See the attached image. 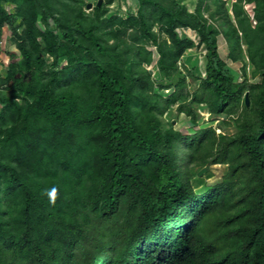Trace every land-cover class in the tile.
Wrapping results in <instances>:
<instances>
[{
  "label": "trees",
  "instance_id": "obj_1",
  "mask_svg": "<svg viewBox=\"0 0 264 264\" xmlns=\"http://www.w3.org/2000/svg\"><path fill=\"white\" fill-rule=\"evenodd\" d=\"M91 1L0 0V264H264V0Z\"/></svg>",
  "mask_w": 264,
  "mask_h": 264
},
{
  "label": "rangeland",
  "instance_id": "obj_2",
  "mask_svg": "<svg viewBox=\"0 0 264 264\" xmlns=\"http://www.w3.org/2000/svg\"><path fill=\"white\" fill-rule=\"evenodd\" d=\"M184 2V6L187 7L190 11H193L195 6L197 5V3L199 2V0H183ZM94 2V0H93ZM206 2V1H205ZM138 8V1L137 0H115L112 4H111V10L113 11V15L118 16L122 19H126L128 14H132V13H136ZM246 9L251 10L252 6L250 5V7H248V5L245 6ZM89 8L86 7V10H88ZM147 7L143 8L142 11L144 12V10H146ZM205 17H207V14H205ZM158 21V20H157ZM162 26L160 24H155L154 29L156 31L159 32H164L163 30H158L159 28H161ZM178 33H180L182 31V29L177 30ZM186 34H188L189 36L193 37L194 33H192L190 30L185 29L184 30ZM7 30L4 29V32L1 35L0 38V53H5L11 46V43L8 42V34ZM7 35V37H6ZM162 37H166L165 34H162ZM133 40V39H132ZM219 46H220V51H221V55L222 57H224V49L225 48V42H223L222 38H219ZM224 49V50H223ZM8 58V56H7ZM203 53H199V50H189L185 53V57L183 60V66L185 67L187 70L192 68V65H197L200 67V65L202 64L203 60ZM4 59V58H3ZM9 59V58H8ZM5 60V59H4ZM229 67H231L233 70H235L236 72H240L241 71V67L242 64L240 62L238 63H231L229 60H227ZM185 64V66H184ZM153 63L148 66V69H154L153 73L156 72V68L155 65L152 67ZM202 67H200L201 69ZM4 66L2 64H0V77H4V73H6V70H4ZM202 70V69H201ZM184 71H186L185 69L181 70L182 73H184ZM198 72V71H197ZM199 76H200V72H198ZM1 80V79H0ZM241 80V78H239V81ZM198 82L195 81L194 79H192L190 76L186 77V85H187V91L192 93L193 91L196 90V88L198 87ZM4 86V85H3ZM6 87V85H5ZM3 88L4 92L3 94L8 95L9 89ZM163 95H165L166 97L170 96L173 93V90H170L169 92H162ZM199 113L202 117V120L199 122V124H202L203 122H207L209 121V115L205 110H199ZM179 114H176V109L175 107L169 112L168 116L166 117V120H170L173 121L174 127L176 129H179L182 133L186 134L187 133V129L191 127V125H188L186 122V119L182 116H179ZM177 117V118H176ZM219 121H222L221 118H218V120H216L212 127L216 129V132L219 133L221 130L226 131V132H232L234 130L233 126H227V125H222L221 128L219 126ZM210 172V178H203V181H205L208 184H213L215 183L219 178H221L225 171L226 168L224 166H213L210 168L209 170ZM207 172H205L203 175H205ZM202 175V176H203Z\"/></svg>",
  "mask_w": 264,
  "mask_h": 264
},
{
  "label": "clouds",
  "instance_id": "obj_3",
  "mask_svg": "<svg viewBox=\"0 0 264 264\" xmlns=\"http://www.w3.org/2000/svg\"><path fill=\"white\" fill-rule=\"evenodd\" d=\"M91 2H93V0L91 1ZM102 2H103V0H102ZM91 5V7L88 9V10H86V12L87 11H90L92 8H93V3H87V7H88V5ZM102 4V3H101ZM111 7V6H110ZM248 7H250V6H248ZM246 9V8H245ZM247 11H248V13H250V11L251 10H248V9H246ZM112 11V10H111ZM113 12V11H112ZM137 12V11H136ZM135 14V13H134ZM208 26H211L212 27V25H208ZM187 30H190L192 33H194V36L193 37H191V36H189L188 34H186L185 33V29H182V31L180 32V33H178V31L177 30H179V29H177L176 30V32L179 34V36H182V35H185L186 37H188L190 40H192L193 41V43H195V45H199L200 44V39H199V37L197 36V33L196 32H194V31H192L191 29H189V28H186ZM211 30H212V28H211ZM211 30H209V31H211ZM220 38H222V37H220ZM223 39V38H222ZM224 40V39H223ZM10 48L12 47V46H9ZM151 51H152V53H153V65H152V67L154 66V65H156V63H157V60H158V58H159V56L157 55V51H156V49L154 48V47H150L149 48ZM195 50H199V53H203V58H202V60H204V56H205V54H206V50L204 49V47H203V45L201 44L200 45V47H199V49H195ZM202 64H203V62H202ZM202 64L200 65V67H202ZM151 65V64H150ZM149 65V66H150ZM183 66V60L181 59V60H179L178 61V67H179V69H180V71L181 70H183V69H185L186 70V68L185 67H182ZM184 66H185V64H184ZM148 67V66H147ZM200 67L198 66V72H200V76H201V78H204L205 77V73L203 72V69L201 70L200 69ZM147 70L149 71V72H153V68L152 69H148L147 68ZM184 73H185V71H184ZM170 90H166L165 92H169ZM247 94V93H246ZM246 94H245V96H246ZM249 98V97H248ZM246 103V102H245ZM247 106V105H246ZM248 107V106H247ZM209 115V114H208ZM203 170V169H202ZM201 170V171H202ZM206 172H207V169H206Z\"/></svg>",
  "mask_w": 264,
  "mask_h": 264
},
{
  "label": "water",
  "instance_id": "obj_4",
  "mask_svg": "<svg viewBox=\"0 0 264 264\" xmlns=\"http://www.w3.org/2000/svg\"><path fill=\"white\" fill-rule=\"evenodd\" d=\"M102 3V0H99L98 3H97V6H100ZM91 5L89 4L88 5V8H90ZM211 26H208V30H211ZM245 102H246V105L249 106V98H248V94H246L245 96ZM206 172V169H203L202 171L199 172V176H202L204 173Z\"/></svg>",
  "mask_w": 264,
  "mask_h": 264
},
{
  "label": "crops",
  "instance_id": "obj_5",
  "mask_svg": "<svg viewBox=\"0 0 264 264\" xmlns=\"http://www.w3.org/2000/svg\"><path fill=\"white\" fill-rule=\"evenodd\" d=\"M223 42H224V40H223ZM225 47H226V44H225Z\"/></svg>",
  "mask_w": 264,
  "mask_h": 264
}]
</instances>
